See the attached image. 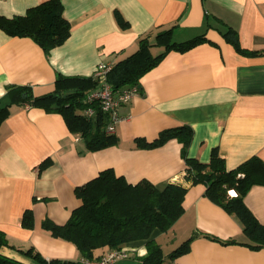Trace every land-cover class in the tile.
Instances as JSON below:
<instances>
[{
	"label": "crops",
	"instance_id": "1",
	"mask_svg": "<svg viewBox=\"0 0 264 264\" xmlns=\"http://www.w3.org/2000/svg\"><path fill=\"white\" fill-rule=\"evenodd\" d=\"M43 0H0V15L11 17ZM70 34L47 54L32 38L10 35L0 28V100L8 101L10 85L31 86L34 95L51 92L58 73L91 75L102 61H118L134 52L141 37L172 27L173 40L204 34L189 49H171L140 78L141 92L119 105L115 145L88 150L64 116L39 105L12 102L0 124V229L9 246L3 253L33 264L22 252L34 247L45 258L80 259L76 246L42 228L45 217L64 223L80 204L75 186L112 168L129 182L146 178L153 183L178 182L187 187L184 211L165 232L151 237L166 255L162 264H264V247L246 245L238 219L205 195V185H191L184 177L181 143L171 138L144 147L160 130L181 124L193 129L188 155L207 161L219 149L227 168L253 155L264 160V0H61ZM117 9L128 21L122 28ZM236 29L242 47L259 54H241L219 29ZM164 45H152L156 55ZM140 139V141L136 139ZM49 159L39 172L38 165ZM244 201L264 223V185H254ZM30 208L33 226L21 225ZM205 232L238 243L223 244L202 234L189 250L173 260L168 254L194 233ZM167 247V248H166ZM125 257L114 264H141L146 240L124 243ZM104 246L93 257L109 254Z\"/></svg>",
	"mask_w": 264,
	"mask_h": 264
},
{
	"label": "trees",
	"instance_id": "2",
	"mask_svg": "<svg viewBox=\"0 0 264 264\" xmlns=\"http://www.w3.org/2000/svg\"><path fill=\"white\" fill-rule=\"evenodd\" d=\"M61 0H43L26 9L23 14L11 17L0 15V28L10 35L32 38L48 54L61 45L70 34V21L63 15ZM114 15L120 27H128V21L119 10ZM226 41L241 54H259L241 46L236 29L223 23L219 29ZM205 39L204 34L183 41L173 40L172 27L158 31L153 41L141 37L137 49L126 57L113 62L107 72V81L113 90L137 86L139 93L140 78L155 66L168 50H186ZM164 45V50L153 55L152 45ZM98 79L91 75H67L58 73L53 91L34 95L31 86L10 85L7 89L8 101L0 100V124L10 113L12 102L43 106L48 111L59 112L64 116L71 132L78 133L88 150H98L118 143L115 133L106 131L107 116L97 101L86 102L88 92L96 87ZM91 105L95 114L88 116L81 109ZM176 138L181 143V156L185 161L183 177L191 185H205V195L216 204L234 215L242 225L248 239L246 245L258 249L264 247V223H261L244 201V197L254 185H264V160L253 155L233 168H227L224 157L217 147H213L209 159L201 161L188 155L193 138V129L188 124L164 128L151 141L143 140L144 147H155ZM140 141V139H136ZM50 163L44 159L38 165L39 172ZM233 189L235 195L229 190ZM187 187L178 182L167 181L156 184L143 178L129 182L112 168H105L83 184L75 186V195L80 204L74 207L64 223H56L45 217L42 228L51 235L72 242L82 257L94 258L93 250L107 246L120 249L128 241L145 239L146 253L140 256L141 264H162L166 258L163 248L151 237L154 229L169 230L184 211L183 199ZM24 227L33 226V212L24 210L21 218ZM217 240L223 244L238 243L234 238L220 239L205 232L194 233L168 254L174 259L189 250L190 241L197 235ZM9 246L7 237L0 229V264H29L9 257L3 247ZM30 256L33 264H82L79 259L45 258L34 247L22 250ZM114 264V263H111Z\"/></svg>",
	"mask_w": 264,
	"mask_h": 264
},
{
	"label": "built area",
	"instance_id": "3",
	"mask_svg": "<svg viewBox=\"0 0 264 264\" xmlns=\"http://www.w3.org/2000/svg\"><path fill=\"white\" fill-rule=\"evenodd\" d=\"M113 62L114 61L102 60L97 64L94 74L98 79V84L96 87L91 89L85 97L86 102L97 101L99 103L101 110L107 116L106 131L109 133H115L116 124L120 120L130 117V114L121 116L118 111L119 105L128 102L133 98V96L139 93L137 86L123 87L120 90L112 89L106 77L107 72L113 66ZM82 111L88 116L95 114V109L90 104L84 107ZM229 193L231 195L236 194L233 189H230ZM120 256L125 257L126 252L122 249H113L109 254L91 259L80 257L79 261L82 264H111L114 263L116 258Z\"/></svg>",
	"mask_w": 264,
	"mask_h": 264
},
{
	"label": "rangeland",
	"instance_id": "4",
	"mask_svg": "<svg viewBox=\"0 0 264 264\" xmlns=\"http://www.w3.org/2000/svg\"><path fill=\"white\" fill-rule=\"evenodd\" d=\"M82 110V109H81ZM167 248V247H166Z\"/></svg>",
	"mask_w": 264,
	"mask_h": 264
}]
</instances>
